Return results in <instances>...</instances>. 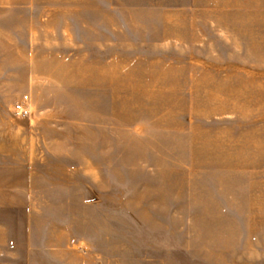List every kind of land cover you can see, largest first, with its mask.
Returning a JSON list of instances; mask_svg holds the SVG:
<instances>
[{
	"label": "rangeland",
	"instance_id": "rangeland-1",
	"mask_svg": "<svg viewBox=\"0 0 264 264\" xmlns=\"http://www.w3.org/2000/svg\"><path fill=\"white\" fill-rule=\"evenodd\" d=\"M1 225V264H264V0H0Z\"/></svg>",
	"mask_w": 264,
	"mask_h": 264
},
{
	"label": "crops",
	"instance_id": "crops-1",
	"mask_svg": "<svg viewBox=\"0 0 264 264\" xmlns=\"http://www.w3.org/2000/svg\"><path fill=\"white\" fill-rule=\"evenodd\" d=\"M0 226V250H3L8 242V233ZM56 244L48 243L39 249L29 246L24 253L22 262L19 260L10 261L8 257L2 264H106L93 253L76 252L73 249L55 246ZM1 264V263H0Z\"/></svg>",
	"mask_w": 264,
	"mask_h": 264
},
{
	"label": "bare ground",
	"instance_id": "bare-ground-1",
	"mask_svg": "<svg viewBox=\"0 0 264 264\" xmlns=\"http://www.w3.org/2000/svg\"><path fill=\"white\" fill-rule=\"evenodd\" d=\"M166 17L168 18V15H166ZM165 32H166V34H169L170 29L169 28H167V30L165 29ZM103 68H104L103 71L100 70L99 72H96V74H93V75L95 77H97V78H103V79L106 78L107 80H109V78H110L109 75L111 76V72H112L111 69L114 70L116 67H115V65H113V66L108 65V66H105ZM94 76H93V78H95ZM114 84H115V87H119L120 86V81H117V83H114Z\"/></svg>",
	"mask_w": 264,
	"mask_h": 264
},
{
	"label": "built area",
	"instance_id": "built-area-1",
	"mask_svg": "<svg viewBox=\"0 0 264 264\" xmlns=\"http://www.w3.org/2000/svg\"><path fill=\"white\" fill-rule=\"evenodd\" d=\"M28 95H24L22 99L16 101L15 107L18 108L19 110H23L25 107V101Z\"/></svg>",
	"mask_w": 264,
	"mask_h": 264
}]
</instances>
